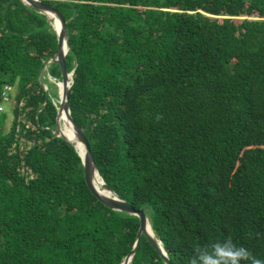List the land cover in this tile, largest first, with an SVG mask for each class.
Returning a JSON list of instances; mask_svg holds the SVG:
<instances>
[{
  "label": "trees",
  "instance_id": "trees-1",
  "mask_svg": "<svg viewBox=\"0 0 264 264\" xmlns=\"http://www.w3.org/2000/svg\"><path fill=\"white\" fill-rule=\"evenodd\" d=\"M41 1L66 21L68 103L96 168L170 262L228 237L264 260V0ZM56 48L45 14L0 0V105L16 88L8 131L0 111V264H121L140 221L97 199L49 127L58 96L39 77ZM131 263L167 264L145 234Z\"/></svg>",
  "mask_w": 264,
  "mask_h": 264
},
{
  "label": "water",
  "instance_id": "water-1",
  "mask_svg": "<svg viewBox=\"0 0 264 264\" xmlns=\"http://www.w3.org/2000/svg\"><path fill=\"white\" fill-rule=\"evenodd\" d=\"M21 1L24 4L31 6L37 9L39 12L45 14L57 35V48L55 52L50 55V58H49L51 59L52 62L58 64L59 69H60L61 79L58 80V82L55 81V85H57V89H58V84L59 83L62 84L61 92L58 90V93H57L58 103H59V105L57 106V115H56L57 135L64 138L68 142L72 143L75 149H76V146L74 142L80 144L83 147L84 151L82 155L77 149L76 151L78 155L80 156L82 164H83L85 182L88 188L90 189V191L97 197V199H99L101 202L106 204L111 209L123 211L129 214H132V215H136L139 218L140 225H139V229L136 234V240H135L134 246L131 252L125 256L121 264H132L131 260L136 251V248L138 246V243H139V240L142 234L146 235L149 242L155 247V249L162 256L164 261L167 264H172L170 262V259L168 258V255L163 247L161 240L155 237V234L151 228V225H150L148 216L145 213V210L143 208L136 209L130 203L120 198L103 181L101 175L99 174L96 168V164L94 162V158H93V154H92L89 142L85 134L83 133L82 129L78 126L76 121L71 116L68 101H69V89L73 81L72 75H73L74 69L68 71L66 68L65 55L68 52L69 43H68V33H67L66 21L62 13L56 7L50 4L44 3L41 0H21ZM49 14H52L55 17L54 18L55 21L57 20V23H58L57 27L53 19H51ZM63 113L66 119L72 125V138L66 137L60 129L59 119L61 118V115ZM96 174L102 179V183L100 185L101 190L96 184Z\"/></svg>",
  "mask_w": 264,
  "mask_h": 264
},
{
  "label": "clouds",
  "instance_id": "clouds-1",
  "mask_svg": "<svg viewBox=\"0 0 264 264\" xmlns=\"http://www.w3.org/2000/svg\"><path fill=\"white\" fill-rule=\"evenodd\" d=\"M190 264H264V260L233 242L231 237L217 240L195 250Z\"/></svg>",
  "mask_w": 264,
  "mask_h": 264
},
{
  "label": "rangeland",
  "instance_id": "rangeland-1",
  "mask_svg": "<svg viewBox=\"0 0 264 264\" xmlns=\"http://www.w3.org/2000/svg\"><path fill=\"white\" fill-rule=\"evenodd\" d=\"M52 63V61H51V59H49V60H47L46 62H45V64L46 65H44V67L42 68L43 70L41 71V73H40V77H39V79H40V82L42 83V85L44 86V87H46V85L47 84H49V87H50V89H51V93L53 92V91H56L57 93H58V89H57V85H54L53 83H55V81H57V79H56V77H54V76H51V74L48 72V71H50L51 73H52V71H51V68H54V65H50ZM50 68V69H49ZM52 82V83H51ZM48 86V85H47ZM15 92H16V88H12L11 87V94L10 95H8V98L7 99H9V104H11V101H13L12 100V97H14V94H15ZM2 95H3V92H2ZM8 102L6 101V102H4L3 103V105H1V109H0V111H5V109H8L6 112H7V117H6V123H5V130L6 131H8V129L11 127V124H12V122H13V118H14V114L12 113V111H11V108L9 109V104H8ZM54 102H55V104H57L58 105V98L57 99H54ZM21 104H23L22 102H21ZM18 118H20V117H18ZM22 122H25V119L24 118H21L20 119ZM49 127L51 128V129H56V125L55 124H52V123H50L49 122ZM27 127L30 125V122L28 121V122H26V124H25ZM59 125H60V119H59ZM61 129V128H60ZM57 134V133H56ZM19 139H20V141H24L23 139H24V137H19ZM26 141V140H25ZM21 143V142H20ZM26 143V145H30L31 144V141H27V142H25ZM125 258V257H124ZM123 258V259H124ZM123 261V260H122Z\"/></svg>",
  "mask_w": 264,
  "mask_h": 264
},
{
  "label": "bare ground",
  "instance_id": "bare-ground-1",
  "mask_svg": "<svg viewBox=\"0 0 264 264\" xmlns=\"http://www.w3.org/2000/svg\"><path fill=\"white\" fill-rule=\"evenodd\" d=\"M49 15H50L51 19H53V21H54V23H55V25L57 27L58 26L57 20L56 21L54 20L55 17L52 14H49ZM56 82H58V80ZM58 90L60 92L62 90V84L61 83L58 84ZM60 128H61V131L64 133V135L66 137L72 138V125L66 119L64 113L61 115V118H60ZM74 144L76 146V149L82 155L83 154V151H84L83 150V147L80 144L76 143V142H74ZM101 183H102V179L96 174V184L100 188V190H101V187H100Z\"/></svg>",
  "mask_w": 264,
  "mask_h": 264
},
{
  "label": "built area",
  "instance_id": "built-area-1",
  "mask_svg": "<svg viewBox=\"0 0 264 264\" xmlns=\"http://www.w3.org/2000/svg\"><path fill=\"white\" fill-rule=\"evenodd\" d=\"M3 96H4V98L5 99H7L8 98V93L10 92V94H11V87H8V86H4V88H3ZM9 94V95H10ZM2 107H1V105H0V109H1ZM18 117H20V119H21V116H18Z\"/></svg>",
  "mask_w": 264,
  "mask_h": 264
}]
</instances>
